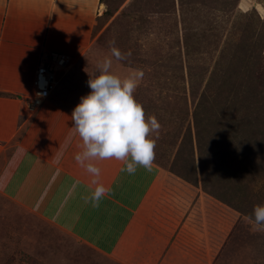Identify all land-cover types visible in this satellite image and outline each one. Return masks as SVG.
<instances>
[{
  "label": "rangeland",
  "instance_id": "rangeland-1",
  "mask_svg": "<svg viewBox=\"0 0 264 264\" xmlns=\"http://www.w3.org/2000/svg\"><path fill=\"white\" fill-rule=\"evenodd\" d=\"M106 58L161 125L154 163L232 208L223 241L205 233L199 259L264 264V230L249 219L264 204V0H99L90 45L49 100L72 114ZM0 264L125 263L0 194Z\"/></svg>",
  "mask_w": 264,
  "mask_h": 264
},
{
  "label": "crops",
  "instance_id": "crops-1",
  "mask_svg": "<svg viewBox=\"0 0 264 264\" xmlns=\"http://www.w3.org/2000/svg\"><path fill=\"white\" fill-rule=\"evenodd\" d=\"M98 7L99 0H0V194L125 264H206L198 257L204 234L222 238L232 208L154 162L129 175L116 159L93 161L110 190L93 207L85 202L93 177L74 159L83 147L72 114L49 98L26 113L38 59L80 56Z\"/></svg>",
  "mask_w": 264,
  "mask_h": 264
},
{
  "label": "clouds",
  "instance_id": "clouds-1",
  "mask_svg": "<svg viewBox=\"0 0 264 264\" xmlns=\"http://www.w3.org/2000/svg\"><path fill=\"white\" fill-rule=\"evenodd\" d=\"M109 48L113 57L123 58L115 41L109 42ZM111 63V59L106 58L89 74L87 84L91 92L80 98L71 115L72 135L79 136L83 147L74 159L93 177L94 191L85 200L93 207H98L101 198L110 191L99 183L101 170L93 161H122L125 167L121 172L129 175L135 174L137 166L151 171L156 144L150 133L158 138L161 128L155 116L145 119L142 105L134 99L136 79L114 75L110 71ZM249 219L254 230H264V204L254 205Z\"/></svg>",
  "mask_w": 264,
  "mask_h": 264
},
{
  "label": "built area",
  "instance_id": "built-area-1",
  "mask_svg": "<svg viewBox=\"0 0 264 264\" xmlns=\"http://www.w3.org/2000/svg\"><path fill=\"white\" fill-rule=\"evenodd\" d=\"M71 67L69 60L64 55L46 53L38 59L32 89L27 98L26 113H35L40 106L50 97L57 84V74L66 72ZM60 77V76H59Z\"/></svg>",
  "mask_w": 264,
  "mask_h": 264
},
{
  "label": "trees",
  "instance_id": "trees-1",
  "mask_svg": "<svg viewBox=\"0 0 264 264\" xmlns=\"http://www.w3.org/2000/svg\"><path fill=\"white\" fill-rule=\"evenodd\" d=\"M181 178H183V177H181ZM184 179V178H183ZM186 180V179H185Z\"/></svg>",
  "mask_w": 264,
  "mask_h": 264
}]
</instances>
